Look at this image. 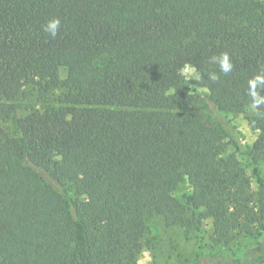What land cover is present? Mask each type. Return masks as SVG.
Segmentation results:
<instances>
[{
	"label": "trees",
	"instance_id": "trees-1",
	"mask_svg": "<svg viewBox=\"0 0 264 264\" xmlns=\"http://www.w3.org/2000/svg\"><path fill=\"white\" fill-rule=\"evenodd\" d=\"M262 68L264 0H0V264H134L153 216L207 236L193 264H264Z\"/></svg>",
	"mask_w": 264,
	"mask_h": 264
},
{
	"label": "rangeland",
	"instance_id": "rangeland-1",
	"mask_svg": "<svg viewBox=\"0 0 264 264\" xmlns=\"http://www.w3.org/2000/svg\"><path fill=\"white\" fill-rule=\"evenodd\" d=\"M60 75L65 76V68H60ZM189 84L191 92L204 96L206 93L205 88L199 86L194 80H186ZM32 101L24 100L20 102L22 107H26L32 104ZM252 110L247 108L243 112H223L218 115L227 124L233 128L236 139L238 143L245 147L250 145L255 138V132L249 126L246 116L250 115ZM232 144L228 146V152L233 150ZM239 159L242 163L246 164L245 159L240 155ZM259 169L261 176L264 180V163H259ZM250 168H247V173L251 174ZM251 184L254 191L257 190V184L254 178L251 177ZM184 189L176 191V195L182 192ZM264 223V219H263ZM208 228L210 227V222L207 221ZM149 232L144 238V244L140 252L137 255L134 264H193L196 254L199 252L200 242L206 243L208 240L207 236L204 239H200V234L197 233V229L193 226L190 232L187 234L179 226H169L163 225L162 220L159 217H151L148 220ZM264 236V234L262 235ZM259 236V239L262 237ZM249 243H248V242ZM254 238L252 239H242L241 243L247 242V246L254 243ZM244 248L242 249V251Z\"/></svg>",
	"mask_w": 264,
	"mask_h": 264
},
{
	"label": "clouds",
	"instance_id": "clouds-1",
	"mask_svg": "<svg viewBox=\"0 0 264 264\" xmlns=\"http://www.w3.org/2000/svg\"><path fill=\"white\" fill-rule=\"evenodd\" d=\"M60 28V19L59 18H54L48 23L43 26V29L46 33L51 35L53 38L57 35V32ZM213 63H216L220 67V71L227 74L232 71L233 69V63L231 62L228 53H222L220 56H213L211 58ZM178 73L180 76H182L185 80H194V81H199L201 80V73L197 71V69L190 65V64H185L182 68L178 70ZM209 79L212 81H216L219 79L218 75L215 73H210L209 74ZM258 83H264V68H262L258 74H256L253 78H251L248 81L249 84V94L252 97V104H251V109L256 110V106L264 103V97L258 96L256 92V86Z\"/></svg>",
	"mask_w": 264,
	"mask_h": 264
}]
</instances>
